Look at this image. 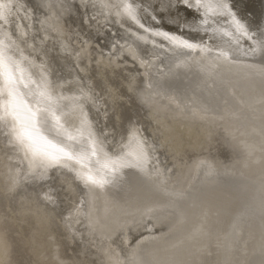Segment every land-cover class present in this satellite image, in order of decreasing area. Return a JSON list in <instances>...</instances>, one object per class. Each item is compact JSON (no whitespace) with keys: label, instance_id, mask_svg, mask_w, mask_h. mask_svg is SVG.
Listing matches in <instances>:
<instances>
[{"label":"bare ground","instance_id":"6f19581e","mask_svg":"<svg viewBox=\"0 0 264 264\" xmlns=\"http://www.w3.org/2000/svg\"><path fill=\"white\" fill-rule=\"evenodd\" d=\"M0 3L73 155L37 165L0 121V264H264V0Z\"/></svg>","mask_w":264,"mask_h":264},{"label":"snow or ice","instance_id":"6c2138e0","mask_svg":"<svg viewBox=\"0 0 264 264\" xmlns=\"http://www.w3.org/2000/svg\"><path fill=\"white\" fill-rule=\"evenodd\" d=\"M221 7L228 11L227 4H222ZM10 11V3H0V28L8 24ZM184 44L187 47L195 46L186 41ZM0 45H3L0 47V121H4L11 128L15 142L26 156L31 154L32 161L37 165L57 163L64 158L72 159L71 145L57 139L63 126L59 124V117L53 110L56 100L48 90L43 75L38 74V80H34L31 74L26 75L21 61L9 54V46L4 45L3 41H0ZM221 54L227 55L223 52ZM53 128L56 132L50 138ZM73 138L70 134L66 135V139ZM91 155H95L94 149ZM128 155L133 156L137 166L147 162V154L143 149ZM83 158L84 152H78V162ZM130 163L124 156L117 154L114 160L105 161L101 167L114 172L115 166L124 167ZM84 179L93 185H102L105 182L103 175L97 178L91 174V169L84 174Z\"/></svg>","mask_w":264,"mask_h":264}]
</instances>
